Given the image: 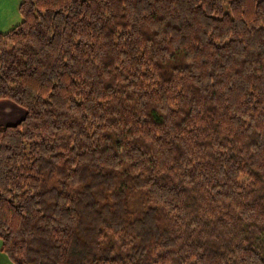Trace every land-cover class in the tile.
<instances>
[{"label": "trees", "instance_id": "trees-1", "mask_svg": "<svg viewBox=\"0 0 264 264\" xmlns=\"http://www.w3.org/2000/svg\"><path fill=\"white\" fill-rule=\"evenodd\" d=\"M19 13L0 33V101L26 110L0 125L12 264H264V0Z\"/></svg>", "mask_w": 264, "mask_h": 264}, {"label": "rangeland", "instance_id": "rangeland-1", "mask_svg": "<svg viewBox=\"0 0 264 264\" xmlns=\"http://www.w3.org/2000/svg\"><path fill=\"white\" fill-rule=\"evenodd\" d=\"M21 2L22 0H0V32H7L12 27H14L15 25L21 22L22 18L19 13V7ZM173 65L174 63L170 64L167 68H170ZM7 102L11 103L20 112L21 117H19V119L16 120L14 123H10V124H16L21 120V118H24L26 114V110L11 101H5L4 103ZM7 111L8 110L3 111V114L8 115ZM3 114L0 112V116H3ZM1 120L2 119H0V122H3ZM132 204L134 208H141L142 206H144L142 196L137 195L133 199ZM1 245L2 244L0 240V264H12L8 256L1 251Z\"/></svg>", "mask_w": 264, "mask_h": 264}, {"label": "crops", "instance_id": "crops-1", "mask_svg": "<svg viewBox=\"0 0 264 264\" xmlns=\"http://www.w3.org/2000/svg\"><path fill=\"white\" fill-rule=\"evenodd\" d=\"M4 102L5 101H0V112L3 114V111L8 110L7 111L8 115L3 114V116H0V119H2L1 121H3V122H0V125H11L10 123H14L16 120L19 119V117H21V115L18 109L14 107L11 103H8V102L4 103ZM22 119L23 118H21V120Z\"/></svg>", "mask_w": 264, "mask_h": 264}]
</instances>
